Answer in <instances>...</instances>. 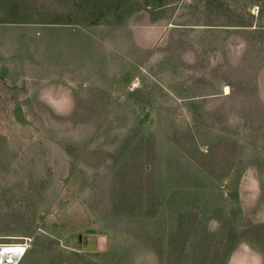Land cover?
<instances>
[{
  "label": "rangeland",
  "instance_id": "obj_1",
  "mask_svg": "<svg viewBox=\"0 0 264 264\" xmlns=\"http://www.w3.org/2000/svg\"><path fill=\"white\" fill-rule=\"evenodd\" d=\"M22 237L21 264H264V0H0Z\"/></svg>",
  "mask_w": 264,
  "mask_h": 264
},
{
  "label": "built area",
  "instance_id": "obj_2",
  "mask_svg": "<svg viewBox=\"0 0 264 264\" xmlns=\"http://www.w3.org/2000/svg\"><path fill=\"white\" fill-rule=\"evenodd\" d=\"M32 243L31 237H22L16 243H0V264H21Z\"/></svg>",
  "mask_w": 264,
  "mask_h": 264
},
{
  "label": "bare ground",
  "instance_id": "obj_3",
  "mask_svg": "<svg viewBox=\"0 0 264 264\" xmlns=\"http://www.w3.org/2000/svg\"><path fill=\"white\" fill-rule=\"evenodd\" d=\"M229 93V92H228Z\"/></svg>",
  "mask_w": 264,
  "mask_h": 264
}]
</instances>
